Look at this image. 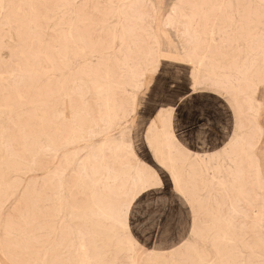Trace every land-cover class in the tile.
<instances>
[{
    "label": "snow or ice",
    "instance_id": "6c2138e0",
    "mask_svg": "<svg viewBox=\"0 0 264 264\" xmlns=\"http://www.w3.org/2000/svg\"><path fill=\"white\" fill-rule=\"evenodd\" d=\"M0 264H264V0H0Z\"/></svg>",
    "mask_w": 264,
    "mask_h": 264
},
{
    "label": "rangeland",
    "instance_id": "374dc122",
    "mask_svg": "<svg viewBox=\"0 0 264 264\" xmlns=\"http://www.w3.org/2000/svg\"><path fill=\"white\" fill-rule=\"evenodd\" d=\"M49 67H50V70L53 72V74H55L56 71H59V70H60V65H59V64H56V65H49ZM58 106H59L60 108H62V106H63V101H62V100L58 102ZM56 118H57V119L62 118V111H58V112L56 113Z\"/></svg>",
    "mask_w": 264,
    "mask_h": 264
}]
</instances>
